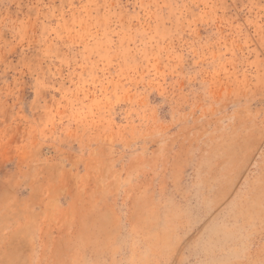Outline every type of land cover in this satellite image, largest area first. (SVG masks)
Listing matches in <instances>:
<instances>
[{
  "label": "rangeland",
  "instance_id": "rangeland-1",
  "mask_svg": "<svg viewBox=\"0 0 264 264\" xmlns=\"http://www.w3.org/2000/svg\"><path fill=\"white\" fill-rule=\"evenodd\" d=\"M0 264H264V0H0Z\"/></svg>",
  "mask_w": 264,
  "mask_h": 264
}]
</instances>
